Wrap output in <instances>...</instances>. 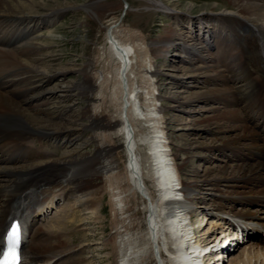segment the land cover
Listing matches in <instances>:
<instances>
[{
  "label": "bare ground",
  "instance_id": "1",
  "mask_svg": "<svg viewBox=\"0 0 264 264\" xmlns=\"http://www.w3.org/2000/svg\"><path fill=\"white\" fill-rule=\"evenodd\" d=\"M146 1L152 9L171 14L177 24L188 29L176 32L166 28L143 47L110 37L112 49L121 60L117 73L120 117L112 120L97 117L95 103L101 96L95 91L102 84L95 79L92 61L78 70L81 77L72 83L66 78V70L49 72L41 67V58L37 57L56 35L33 34L36 24L48 27L57 14L76 6L56 4L49 6L46 13L38 14L35 7L45 2L0 0V248L9 222L16 219L22 228L21 264H54L58 258L66 259L71 254V248L66 247L68 244L61 237L69 230L71 223L67 220L57 217L49 227L35 228V237L43 234L36 241L26 237L24 230L28 231L38 215L53 207L57 189L68 193L80 209L94 212L103 177L115 176L117 169L113 158L115 145L101 142L107 131L111 135L112 131L124 135L121 146L128 156L129 181L147 199L149 211L147 243L136 245L138 241L132 242L125 235L115 245L118 264H141L148 252L153 254L155 264H224L226 258L231 264H264V234L256 233L264 230V216H260L259 209L264 207V0H219V5L216 0V6L200 9H194L192 2L181 5L184 2L179 0L169 7L156 0ZM99 2L86 4L92 16L99 15L94 11L101 6ZM102 6L104 10H98L101 15L113 12L112 4ZM44 39L48 41L46 44ZM173 39L180 41L190 55L184 58L185 66L172 68L192 77L197 89L191 93L184 86H174L164 97L150 91L156 87L155 78L161 75L160 69L152 66V60L163 57ZM204 51L211 53L204 56ZM147 56L152 63L142 77L149 78V86L135 87L138 74L133 70L134 62L141 64ZM53 79L58 81L53 83ZM142 93H146V102L140 98ZM73 97L78 101L79 111L71 100ZM165 98L180 107L196 99L216 100L215 114L200 126L207 130L210 124H215L233 133L221 135V142L210 147H203L196 139L187 140L180 149L181 163L176 166L174 161L179 154L168 146V131L161 118L164 107L158 102ZM136 120L143 121L150 128L149 133L138 135ZM86 132L88 136L78 142ZM51 136L66 137L65 146L69 148L53 156L31 145ZM140 145L147 147L144 158L139 155ZM214 148L228 151L230 158L217 167H205L203 172L194 169L191 176L180 175L196 153ZM105 154L111 159H105ZM24 157L33 161L18 166L6 162L25 160ZM148 176L157 192L154 199L145 182ZM198 182L208 183L209 188L219 192L204 207L214 217L212 226L224 223L231 233L223 229L225 233L210 239L209 235L203 238V229L196 230L188 195ZM108 190L117 195L112 188ZM122 201L120 195L114 196L112 205L119 209ZM236 203L245 206L238 209ZM248 240L252 242L240 258L228 257L241 242ZM217 244L222 252L215 254Z\"/></svg>",
  "mask_w": 264,
  "mask_h": 264
},
{
  "label": "rangeland",
  "instance_id": "2",
  "mask_svg": "<svg viewBox=\"0 0 264 264\" xmlns=\"http://www.w3.org/2000/svg\"><path fill=\"white\" fill-rule=\"evenodd\" d=\"M40 6L35 7L37 13H46L49 6L53 5H75L76 8L66 9L57 14L54 19L49 23L48 27L43 26L42 23L36 24L38 27L35 29V35L47 34L53 32L56 35L52 44L46 48L40 50L41 53L37 55L41 58V67L45 68L49 72L54 70H66L67 79L69 82H78L80 79V73L78 70L82 68L88 61L94 63V69L96 72V81L98 84H102L100 88L96 89V94H99L101 98L96 105L97 117H106L115 120L120 117L121 110V90L120 80L118 78V69L120 67V59L118 55L112 49L110 37L112 35L117 37V40L126 44H137V46H145L152 39L157 38L166 31V28H171L176 32H183L188 28L184 25L177 24L176 19L167 12H162L160 9H152L146 0H100L98 9L94 11L98 16H92L91 11L85 8L86 4L90 1L98 2L99 0H36ZM160 2L162 6L169 7L170 4L178 0H156ZM181 5L186 2H192L194 9H200L208 7V5H215L216 0H179ZM219 5L221 2L218 0ZM104 4H112L114 6L113 12L108 16H103L98 13V10H104L102 6ZM56 5V6H57ZM44 6V7H42ZM216 6V5H215ZM211 7V6H210ZM195 16V13H193ZM175 20V21H174ZM58 36V38H57ZM113 38V37H112ZM45 44L48 42L46 39ZM43 40V41H44ZM191 40L187 42L190 45ZM180 41L173 39L171 45L166 49L163 57L155 58L152 60V66H157L160 69L161 75L156 79L155 86L151 87L152 92L162 93L164 97L168 96V92L171 91L174 86H184L188 92H194L197 87V82L192 77L183 76L179 71L173 70V65H183L184 58L190 54L186 48L182 46ZM210 51L202 52V55H210ZM145 54V53H144ZM150 57V56H149ZM147 59L140 64V62H134L135 74H138V78L135 80L134 86L145 87L149 86V78H143L142 72L149 68V60ZM148 62V63H147ZM151 62V63H152ZM144 65V66H141ZM140 71V74L138 73ZM134 78V74L132 76ZM158 79V80H157ZM58 80H52L56 83ZM74 81V82H73ZM153 81V80H152ZM101 82V83H100ZM52 83V84H53ZM170 88V89H169ZM173 91V90H172ZM144 94V96H143ZM142 101L146 102V93H142ZM54 102L56 99H53ZM73 104H75L76 110L79 111V104L75 97L71 98ZM57 102V100H56ZM164 107L161 112V118L163 121V127L167 129L168 146L173 153L179 154L174 163L176 166L181 163L180 149L185 146V142L193 139L198 140L202 146L210 147L215 144L218 145L221 140L220 136H226L232 134V130H221V127L210 124L209 129L205 130L202 125H205L212 114L213 106L218 104L216 100L211 99H196L184 106H177L172 103L169 98L161 99L158 101ZM53 105V104H52ZM49 106V105H46ZM77 111V112H78ZM136 133L140 136L149 133L150 128L146 127L143 121H135ZM104 135L101 140L104 144L113 143L115 150L113 152V158L116 161V175L113 177H103L104 181L101 183L102 190L99 193L100 197L95 199L94 212L89 209H80V206L73 204L72 198L68 193L62 190H56L58 195L55 196V204L46 213L40 214L36 217L33 225L27 231L24 230V235L31 239H42L43 234H39L35 237L34 233L38 227H49L54 224V219L59 217L64 221L71 223L68 225L69 230H65L62 239L67 242L66 247L71 248V254L66 259L58 258L54 264H118L119 255L116 250L117 246L123 240L126 235L132 242L138 243L136 245L147 243L146 237L148 234V219L149 211H147V199L143 198L142 194L138 192L134 184L129 181V172L127 167L128 156L126 149L121 146L124 135L116 134V131H112V135L108 133ZM88 136V133H84L79 137L78 142L84 140ZM67 138L63 136L59 137H45L39 143L38 141L31 144L35 150H44L46 154H57L65 151L68 146H65ZM42 143V144H41ZM184 143V145L182 144ZM91 149V147H88ZM139 155L143 158L146 156L147 147L144 145L139 146ZM55 154V155H54ZM228 154V155H227ZM104 158L111 159L107 154ZM230 158V153L226 150L220 151L216 148L196 153V155L189 160L187 165L180 170V175L185 177L187 174L191 176L194 169L203 172L205 167H217L224 160ZM7 160L10 165L18 166L32 162L33 160ZM4 163V162H3ZM184 174V175H183ZM145 182L148 187L150 196L154 199L157 192L151 178L145 177ZM198 186L193 185L189 190L190 203L193 204L192 222L196 227V230H201V235L210 239L221 236L222 233L230 232L229 228L226 229V224L221 226H212L214 222L211 211L204 207V204L211 203L214 198V194L219 193L215 189L209 188L208 183L198 182ZM225 185V182H222ZM195 186V187H194ZM223 188V186H221ZM112 188V192L117 195H113L108 189ZM114 188V189H113ZM191 191V192H190ZM120 195L124 200L122 201V207L117 209L112 205L114 196ZM124 198H123V197ZM124 203V204H123ZM202 205V206H201ZM209 205V204H207ZM245 205L242 203H236L235 208L241 209ZM77 207V209H76ZM79 207V209H78ZM195 208V209H194ZM122 209V211H121ZM260 216H264V207L260 206ZM84 210V211H83ZM72 217V218H71ZM73 220V223L71 222ZM70 221V222H69ZM211 222V223H210ZM199 224V225H198ZM201 226V227H200ZM194 227V228H195ZM200 227V228H199ZM36 228V229H35ZM57 227L54 228L56 230ZM199 228V229H198ZM223 229L226 231L224 232ZM261 231V232H260ZM33 233V234H32ZM60 233V232H59ZM209 233V234H208ZM231 233V232H230ZM260 235L264 234V230L259 229L256 231ZM121 236V237H120ZM206 236V237H205ZM34 241V242H35ZM209 240L207 239L206 242ZM252 240L243 241L232 252L231 259H238L241 256V252L245 247H248ZM231 245V241H229ZM90 244V245H89ZM233 245V244H232ZM221 250L214 252L219 253ZM71 255V256H70ZM147 258H144L141 264H155L156 261L153 258V254L148 252ZM212 256V255H211ZM214 256V255H213ZM212 256V257H213ZM210 257V256H209ZM211 257L209 258V260ZM69 261V262H67ZM71 262V263H70ZM224 264H231L230 260L226 258Z\"/></svg>",
  "mask_w": 264,
  "mask_h": 264
}]
</instances>
